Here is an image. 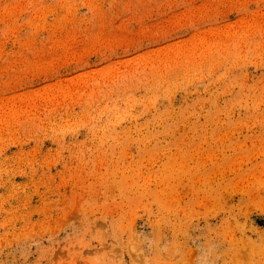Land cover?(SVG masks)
I'll return each instance as SVG.
<instances>
[{"label": "rangeland", "instance_id": "obj_1", "mask_svg": "<svg viewBox=\"0 0 264 264\" xmlns=\"http://www.w3.org/2000/svg\"><path fill=\"white\" fill-rule=\"evenodd\" d=\"M0 264H264V0H0Z\"/></svg>", "mask_w": 264, "mask_h": 264}]
</instances>
